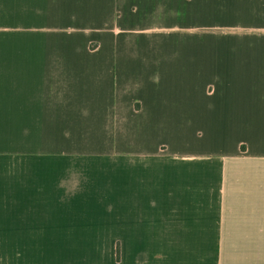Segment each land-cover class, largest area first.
Wrapping results in <instances>:
<instances>
[{
    "label": "crops",
    "instance_id": "0c3cea01",
    "mask_svg": "<svg viewBox=\"0 0 264 264\" xmlns=\"http://www.w3.org/2000/svg\"><path fill=\"white\" fill-rule=\"evenodd\" d=\"M201 9L32 0L40 46L0 48V233L19 264H264V47L241 63Z\"/></svg>",
    "mask_w": 264,
    "mask_h": 264
},
{
    "label": "rangeland",
    "instance_id": "374dc122",
    "mask_svg": "<svg viewBox=\"0 0 264 264\" xmlns=\"http://www.w3.org/2000/svg\"><path fill=\"white\" fill-rule=\"evenodd\" d=\"M27 2L28 14L22 8V0H0V48H19L40 46L36 35L41 32L40 27L29 24L30 4ZM24 2V3H25ZM199 16L204 21L203 35L210 32L235 34L236 50L252 51L246 58L249 65H260L258 55L259 49L264 47V39L260 36V24L264 21V0H198ZM215 21V24L213 22ZM213 25H215L214 29ZM251 33V34H250ZM40 37L44 39L45 34ZM67 37L58 40L60 44L70 46H97L95 42H86L85 39L77 37L67 42ZM218 47L222 49L223 44L208 45L204 41L203 48ZM227 47V45H226ZM232 47V45H230ZM0 264H19V249L4 246L3 236L0 233Z\"/></svg>",
    "mask_w": 264,
    "mask_h": 264
}]
</instances>
